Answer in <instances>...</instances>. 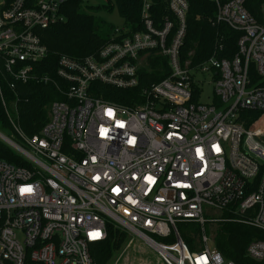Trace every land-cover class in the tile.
<instances>
[{"label": "built area", "instance_id": "1", "mask_svg": "<svg viewBox=\"0 0 264 264\" xmlns=\"http://www.w3.org/2000/svg\"><path fill=\"white\" fill-rule=\"evenodd\" d=\"M71 1L0 0V105L11 124L0 139L24 161L0 160V264H97L91 247L109 223L163 264H238L218 249L214 225L264 231V125L240 120L264 112V0H208L216 21L239 33L238 50L224 57L220 45L197 66L181 56L188 0H166L160 19L154 0H140L139 29L124 21L89 55L60 56L54 79L40 68L50 54L44 32L66 21ZM150 54L167 58L170 74L139 101L95 96L99 83L135 90ZM195 72L211 74L215 103L199 101ZM30 81L52 82L62 96L33 135L16 122L17 85ZM185 223L198 226L200 247L182 237ZM246 254L263 262L264 239Z\"/></svg>", "mask_w": 264, "mask_h": 264}, {"label": "trees", "instance_id": "2", "mask_svg": "<svg viewBox=\"0 0 264 264\" xmlns=\"http://www.w3.org/2000/svg\"><path fill=\"white\" fill-rule=\"evenodd\" d=\"M111 0H109L110 2ZM189 11L187 14V34L181 49L184 62L190 61L191 66H197L222 45L221 56L231 57L237 50L239 33L232 30L224 23L216 21V8L208 0H188ZM154 13L156 18L170 14L166 0H154ZM140 0H113V3L104 5L109 11L117 6L120 15L126 24L133 30L140 28ZM82 0H72L66 6L67 19L54 25L44 32V42L49 48V57L41 64V72H47L57 79V61L62 55L70 57H84L95 51L107 41V35L114 25L103 23L97 16L96 10L100 7L91 6L88 11L83 9ZM95 10V11H94ZM256 14L258 9L250 8ZM223 38V40H220ZM145 63L147 65L139 69L140 85L135 90H121L111 86L96 84L95 96L102 97L109 102L132 104L140 100V93L144 87H150L170 74L167 58L150 54ZM7 97L13 98L11 91L6 88ZM17 118L16 122L28 135L39 133L50 119L51 103L62 98L52 82L30 81L18 84L16 90ZM240 120L246 128H255L264 125V112L245 110L241 113ZM0 126L9 129L4 107L0 105ZM0 160H6L18 165L24 161L20 155L8 144L0 139ZM195 225L185 223L180 225L182 237L193 246L192 237L186 232V227ZM108 236L106 240L92 245V255L97 264H113V257L125 242L128 241V233L108 224ZM198 230V229H197ZM214 234L218 249L225 257L238 264H264L258 262L246 254L248 243L253 238L264 239V231L238 222H224L214 225Z\"/></svg>", "mask_w": 264, "mask_h": 264}, {"label": "rangeland", "instance_id": "3", "mask_svg": "<svg viewBox=\"0 0 264 264\" xmlns=\"http://www.w3.org/2000/svg\"><path fill=\"white\" fill-rule=\"evenodd\" d=\"M113 3V0L109 2V0H85L83 9L88 11L91 6L100 7V10H94L96 16L105 24H112L115 27L123 26L124 19L120 15V12L117 6H114L113 11H109L108 7L106 8L104 5ZM147 65L145 61L142 59V67ZM195 76L197 79L198 87L200 88L199 101L203 103H215L216 93H215V84L212 81L211 74L195 72ZM0 130L6 134L10 135V131L8 129H4L0 126ZM197 225H189L186 232L197 241V247H200V243L198 239L200 237V233L197 230ZM208 229H210V225H207ZM210 231V230H209ZM136 238V237H135ZM113 264H163L160 260L157 252L145 245L142 241L135 239L131 244L125 242L123 246L116 251L115 256L113 257Z\"/></svg>", "mask_w": 264, "mask_h": 264}, {"label": "snow or ice", "instance_id": "4", "mask_svg": "<svg viewBox=\"0 0 264 264\" xmlns=\"http://www.w3.org/2000/svg\"><path fill=\"white\" fill-rule=\"evenodd\" d=\"M105 131H107V130H105Z\"/></svg>", "mask_w": 264, "mask_h": 264}]
</instances>
